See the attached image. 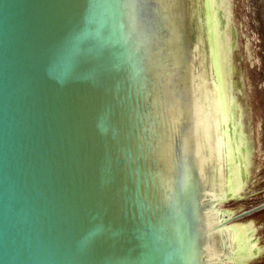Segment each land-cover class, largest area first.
Returning a JSON list of instances; mask_svg holds the SVG:
<instances>
[{"label": "water", "instance_id": "obj_1", "mask_svg": "<svg viewBox=\"0 0 264 264\" xmlns=\"http://www.w3.org/2000/svg\"><path fill=\"white\" fill-rule=\"evenodd\" d=\"M0 264H264V0H0Z\"/></svg>", "mask_w": 264, "mask_h": 264}, {"label": "rangeland", "instance_id": "obj_2", "mask_svg": "<svg viewBox=\"0 0 264 264\" xmlns=\"http://www.w3.org/2000/svg\"><path fill=\"white\" fill-rule=\"evenodd\" d=\"M230 203V204H229ZM231 206V202L230 201H226V202H221L218 206L219 210L220 209H224V207H228Z\"/></svg>", "mask_w": 264, "mask_h": 264}]
</instances>
